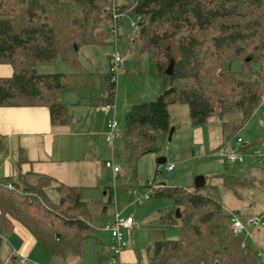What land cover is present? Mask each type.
Instances as JSON below:
<instances>
[{"label":"trees","instance_id":"trees-1","mask_svg":"<svg viewBox=\"0 0 264 264\" xmlns=\"http://www.w3.org/2000/svg\"><path fill=\"white\" fill-rule=\"evenodd\" d=\"M116 7L142 19L139 37L151 73L169 81L154 100L135 103L126 112L124 139L132 158L158 151L159 136L171 128L172 104L187 105L196 126L217 117L226 129L225 118L236 115L234 132L264 105V0H0V63L13 67L11 76H0V107L45 106L53 124L66 125L73 115L62 101L65 89L88 92L96 103L95 73L82 66L79 50L105 41L109 28L104 24L113 21ZM59 59L80 70L38 71L39 62ZM235 60L243 62L239 71L232 67ZM256 60L261 62L257 71L252 69ZM101 85L104 103H114L110 72ZM234 134L226 135L227 141ZM221 176L224 194L240 197V186L251 185L237 175ZM52 185L60 194L57 202L46 192ZM222 195V187L209 182L194 188L162 185L150 200L168 196L175 208L162 213V225L151 229L153 253L144 264H257L255 246L233 230L238 212L227 209ZM0 211V228L9 233L11 218L20 221L51 259L80 257L84 241L93 236L80 188L55 184L50 176H40L36 184L1 179ZM170 226L180 229L177 239L167 238Z\"/></svg>","mask_w":264,"mask_h":264},{"label":"rangeland","instance_id":"rangeland-1","mask_svg":"<svg viewBox=\"0 0 264 264\" xmlns=\"http://www.w3.org/2000/svg\"><path fill=\"white\" fill-rule=\"evenodd\" d=\"M141 23L142 19L139 16H132L130 13L124 12L118 23L117 37L111 28L112 21H110L104 24L109 28L105 41L84 45L79 50V60L82 66L95 73L99 92L98 100L96 103H91L89 98L87 103L92 106H88L94 113L90 116L98 125L103 119H107L108 124L104 110L106 103L103 100L102 78L109 72L110 60L114 54L118 53L123 58L119 65L116 97L113 103L116 106V118L119 124L115 145L112 149L107 143L106 134L108 131L103 135L96 134L100 138L98 145L91 143L94 134L89 136V143L94 149L90 150L93 153L95 151L90 165L94 171L99 172V177L95 176V182H92L95 184L86 187L81 194V199L87 203L91 223L94 226L93 236L83 243L84 264H100L101 258V264H109L110 253L108 252L106 257L100 253L98 239L106 241L110 237L104 226L112 220L116 213L125 217L134 216L135 229L132 235L131 232H126V236L139 254L151 255L153 247L151 229L162 225L161 214L174 209L175 202L168 196L154 197L141 205L132 202L129 187L138 189L149 181L160 186H184L187 188H194L198 179L204 181L202 183L218 184L222 187L223 201L227 209L238 212L247 227V230L241 234L243 238L251 245L255 244L254 241L257 240L259 246L264 250V227L260 228V231H251L252 228L248 225V217L256 212L260 197H263L264 193V167L250 166L253 161L264 166V147L259 142L264 130L263 104L256 110L253 117L235 132L233 127L238 123L236 115H229L225 118L228 123L226 129L222 120L217 117L196 126L192 124L187 105L172 104L169 108L171 127L175 128L172 138H169V133L168 135L161 134L158 139L157 152L147 153L137 159L130 156L124 139L127 110L135 103L154 100L169 84L167 78L151 73L149 54L143 50L142 40L139 37ZM232 67L239 71L243 67V62L235 60ZM260 68V61L252 62L253 70L257 71ZM37 69L41 73H76L80 70V68L64 63L61 59L54 62H39ZM65 92L81 96L79 92L72 89H65ZM87 94L88 92H83L82 96ZM82 106L79 102H75L72 106L75 117L84 112ZM232 133H235L236 138L240 137L243 144L249 145L247 154L250 156H247L245 165H232L219 154L220 146L227 142L226 135ZM254 150L262 154L261 163L258 158L251 157ZM162 157H165L166 161L159 163V159ZM108 160L114 161L119 166L120 171L116 175L112 168L106 166ZM170 163L175 164L171 171L166 169V165ZM238 170H242L243 173L241 172L242 174L239 175L240 171L238 172ZM222 174H237L241 180H246L251 185L240 186L238 189L240 197L230 192L224 194L226 189L222 185ZM49 193L53 200L60 198L57 191L50 190ZM111 194L113 201L110 200ZM248 230L253 234V238L247 235ZM165 233L167 238L177 239L180 229L178 226H170L166 228ZM255 248L258 254L257 264H264V258L259 255V248L256 246ZM39 250L40 254L49 262V256L40 247ZM34 258L37 261L30 260L33 264H45L44 260L37 259V256Z\"/></svg>","mask_w":264,"mask_h":264},{"label":"crops","instance_id":"crops-1","mask_svg":"<svg viewBox=\"0 0 264 264\" xmlns=\"http://www.w3.org/2000/svg\"><path fill=\"white\" fill-rule=\"evenodd\" d=\"M127 1L120 0L119 2L124 4ZM12 74L13 67L10 64L0 63V76H11ZM74 95L65 92V90L62 93V101L70 105L73 115L72 121L66 125L53 124L50 110L45 106L0 107V180L9 177L19 181L20 184H36L40 176L46 175L52 177L55 184L64 183L79 187L80 197L86 187L95 184L92 182H95V176L99 177V172L94 171L90 165L95 151L94 153L91 151L94 149L89 143V136L94 134L91 143L98 145L100 138L96 134H106L108 131L107 119H103L99 125L95 123L90 116L94 113L87 103L89 102V94L86 96H82V94H80L81 96ZM75 102L83 105L84 109V112L77 117L72 111ZM106 116L109 118L107 113ZM261 146L264 147V141ZM22 155L26 156L25 160H21ZM235 165L242 166L245 164ZM250 166L264 167L259 166L255 161ZM247 169L250 170L251 168ZM238 172L239 175L243 173L242 170H238ZM50 190H57L53 185L46 188V192L53 199L49 193ZM262 195L263 197H260V203L256 207V212L253 214L264 212V193ZM53 201L57 202L59 199ZM11 220L13 223L12 231L7 233L4 228H0V259L4 264H33L30 260H35L34 257L36 256L37 259L44 260L45 264H84L83 253L80 257L65 259H51L49 257L48 262V259L40 254L39 247L42 250L43 248L37 242L34 234L20 221L14 218H11ZM134 229L135 225L130 231L131 235ZM109 235L110 237L106 241L98 239L99 251L105 257L109 252L112 239L110 233ZM254 243L252 245L259 248L258 251L263 250L257 240ZM149 256L150 254H139L130 244L129 248L124 251L122 259L125 264H144ZM22 257L27 258L26 263H21Z\"/></svg>","mask_w":264,"mask_h":264},{"label":"built area","instance_id":"built-area-1","mask_svg":"<svg viewBox=\"0 0 264 264\" xmlns=\"http://www.w3.org/2000/svg\"><path fill=\"white\" fill-rule=\"evenodd\" d=\"M124 12H121L118 7L114 8L113 11V21L111 28L115 32V36H118V23ZM138 27V25H137ZM122 57L116 53L110 60L109 72L111 74V80L118 81L119 65L122 61ZM116 91V88L114 89ZM115 105L113 103H107L104 105L105 112L109 115L108 118V132L106 134V140L109 146L113 149L115 145V140L118 137L119 124L115 114ZM237 145V147H236ZM246 144H243V140L239 137H234L232 140L227 141L218 150L219 154L230 164L242 163L246 160L247 149L244 148ZM252 156L259 159L262 162V154L255 150ZM106 166L113 169L115 175L120 171L118 165L114 161H106ZM175 167L174 163L166 165V169L171 171ZM9 188H14L11 183L8 184ZM161 186L153 181H149L138 189L130 188L129 194L131 196L132 202L137 205H141L144 202L150 200L151 196L160 188ZM135 225L134 216H123L120 213H116L114 218L105 224L104 228L111 234V244L109 246L110 259H108L109 264H125L122 259L124 251L129 248L131 242L126 236V232H130ZM248 225L251 226L252 230L255 231L264 227V213L254 214L248 217ZM232 227L236 234L241 235L247 230L246 225L241 220V218L236 215L232 218ZM250 230L247 231V235L253 238V234ZM245 247L246 242L242 244ZM259 255L264 258V251L259 250ZM21 263H26L27 258L22 257Z\"/></svg>","mask_w":264,"mask_h":264},{"label":"water","instance_id":"water-1","mask_svg":"<svg viewBox=\"0 0 264 264\" xmlns=\"http://www.w3.org/2000/svg\"><path fill=\"white\" fill-rule=\"evenodd\" d=\"M249 60V59H248ZM172 68H173V64H171L168 69H167V74H172ZM175 128L174 127H171L170 130H169V138L171 139L172 138V134L174 132ZM166 158L165 157H162L159 159V162H165ZM204 181H200L199 179L196 181V184H195V187H200V186H203L205 183H202ZM177 214H179V209H177Z\"/></svg>","mask_w":264,"mask_h":264}]
</instances>
